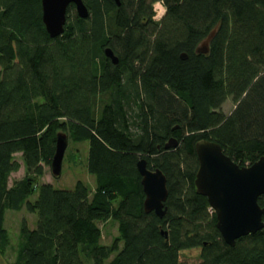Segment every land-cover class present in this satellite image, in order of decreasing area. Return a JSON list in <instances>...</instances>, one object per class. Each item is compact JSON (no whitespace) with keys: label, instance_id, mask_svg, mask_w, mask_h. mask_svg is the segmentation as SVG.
<instances>
[{"label":"trees","instance_id":"trees-1","mask_svg":"<svg viewBox=\"0 0 264 264\" xmlns=\"http://www.w3.org/2000/svg\"><path fill=\"white\" fill-rule=\"evenodd\" d=\"M82 1L88 17L69 6L50 38L40 0H0V256L6 210L25 209L36 220L21 221L13 264H84L81 254L93 264H264V227L227 245L194 186L200 139L240 167L264 155V0ZM228 98L236 107L225 115ZM58 130L88 143L92 192L80 181L36 184ZM170 138L176 146L164 149ZM16 153L25 175L9 185ZM139 159L166 177L162 218L143 210ZM108 218L118 236L103 245L96 223Z\"/></svg>","mask_w":264,"mask_h":264},{"label":"water","instance_id":"water-1","mask_svg":"<svg viewBox=\"0 0 264 264\" xmlns=\"http://www.w3.org/2000/svg\"><path fill=\"white\" fill-rule=\"evenodd\" d=\"M113 1L116 5L120 4V0ZM40 5L41 21L50 38L63 33L69 6L74 7L79 18L85 19L89 14L82 0H40ZM214 33L213 30L200 42L196 53L208 52ZM103 53L112 64L118 63L117 56L109 47ZM180 58L185 59L186 55L181 54ZM176 144V139L170 138L164 144V149ZM66 146L67 135L57 132L50 162V171L55 177L60 175ZM194 151L198 163L194 186L197 193L206 197L213 210L215 227L224 243L233 246L238 238L260 231L264 227V206L258 203V198L264 195V155L251 165L240 167L223 152L218 143L211 140H198ZM136 169L141 177L144 212H153L162 218L167 210L164 203L168 196L164 173L159 168H147L144 159L136 162Z\"/></svg>","mask_w":264,"mask_h":264},{"label":"rangeland","instance_id":"rangeland-1","mask_svg":"<svg viewBox=\"0 0 264 264\" xmlns=\"http://www.w3.org/2000/svg\"><path fill=\"white\" fill-rule=\"evenodd\" d=\"M236 107L231 98H228L221 106V110L225 115H229ZM57 132H62L58 130ZM67 135V146L63 155L60 175L55 177L50 171V166L43 167V174L36 178V184L50 183L56 189H73L77 181L82 182L87 189L92 192L95 188V178L89 174L86 168L88 143L85 141L76 142ZM14 159L20 163V168L10 174L8 184L22 178L25 175V168L21 160V154H14ZM248 165L247 163L245 164ZM36 194L32 195L29 200H34ZM25 220L29 228H33L36 215L28 213L25 209L20 211L6 210L4 217V227L8 232L9 245L3 255L0 256V264H13L16 256L17 245L19 241V228L21 221ZM97 226L100 229V244L111 245L118 236L117 222L113 218L105 221H98ZM81 258L84 264H93L86 259L83 254ZM181 263L192 264L195 259H180Z\"/></svg>","mask_w":264,"mask_h":264},{"label":"built area","instance_id":"built-area-1","mask_svg":"<svg viewBox=\"0 0 264 264\" xmlns=\"http://www.w3.org/2000/svg\"><path fill=\"white\" fill-rule=\"evenodd\" d=\"M153 12H154L153 15L154 20H159L162 17L164 13V7L161 1H157L153 4Z\"/></svg>","mask_w":264,"mask_h":264}]
</instances>
